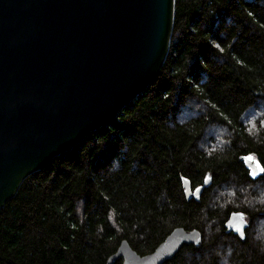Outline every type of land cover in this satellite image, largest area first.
Here are the masks:
<instances>
[{
  "label": "trees",
  "instance_id": "trees-1",
  "mask_svg": "<svg viewBox=\"0 0 264 264\" xmlns=\"http://www.w3.org/2000/svg\"><path fill=\"white\" fill-rule=\"evenodd\" d=\"M208 174L188 201L183 179ZM234 212L244 238L227 233ZM179 227L202 243L165 264H264V0H176L153 84L0 210V264H107L122 241L145 256Z\"/></svg>",
  "mask_w": 264,
  "mask_h": 264
},
{
  "label": "water",
  "instance_id": "water-1",
  "mask_svg": "<svg viewBox=\"0 0 264 264\" xmlns=\"http://www.w3.org/2000/svg\"><path fill=\"white\" fill-rule=\"evenodd\" d=\"M176 0H0V210L23 182L110 126L158 78L168 57ZM253 175L259 165L247 157ZM212 176L192 188L199 200ZM245 215L227 233L245 237ZM198 229L176 228L142 256L127 240L107 264H165Z\"/></svg>",
  "mask_w": 264,
  "mask_h": 264
},
{
  "label": "rangeland",
  "instance_id": "rangeland-1",
  "mask_svg": "<svg viewBox=\"0 0 264 264\" xmlns=\"http://www.w3.org/2000/svg\"><path fill=\"white\" fill-rule=\"evenodd\" d=\"M214 133H215V132H214ZM217 133H218V132H216L215 134H217ZM224 137H225V134H221V135H220V138L223 139ZM253 160H254V159H253ZM254 161H255V160H254ZM258 165H259V164H258ZM259 168H261L260 165H259ZM261 170H262V169H261ZM261 173H262V171H261ZM261 173H258L257 175H259V174H261ZM257 175H254V176H257Z\"/></svg>",
  "mask_w": 264,
  "mask_h": 264
},
{
  "label": "flooded vegetation",
  "instance_id": "flooded-vegetation-1",
  "mask_svg": "<svg viewBox=\"0 0 264 264\" xmlns=\"http://www.w3.org/2000/svg\"><path fill=\"white\" fill-rule=\"evenodd\" d=\"M261 171H262L261 168H259V173H261Z\"/></svg>",
  "mask_w": 264,
  "mask_h": 264
},
{
  "label": "snow or ice",
  "instance_id": "snow-or-ice-1",
  "mask_svg": "<svg viewBox=\"0 0 264 264\" xmlns=\"http://www.w3.org/2000/svg\"><path fill=\"white\" fill-rule=\"evenodd\" d=\"M249 159H251V157H249Z\"/></svg>",
  "mask_w": 264,
  "mask_h": 264
}]
</instances>
